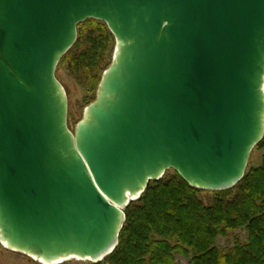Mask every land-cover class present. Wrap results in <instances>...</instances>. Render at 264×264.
Segmentation results:
<instances>
[{
    "label": "water",
    "instance_id": "obj_1",
    "mask_svg": "<svg viewBox=\"0 0 264 264\" xmlns=\"http://www.w3.org/2000/svg\"><path fill=\"white\" fill-rule=\"evenodd\" d=\"M115 41L73 131L55 72L78 25ZM264 137V0H0V244L103 261L171 170L219 192Z\"/></svg>",
    "mask_w": 264,
    "mask_h": 264
},
{
    "label": "trees",
    "instance_id": "obj_2",
    "mask_svg": "<svg viewBox=\"0 0 264 264\" xmlns=\"http://www.w3.org/2000/svg\"><path fill=\"white\" fill-rule=\"evenodd\" d=\"M114 48L106 25L88 20L55 75L65 69L80 85L99 86ZM261 150L264 137L252 152ZM123 212L116 249L96 264H264V153L258 166L249 159L232 189L200 191L167 171ZM220 239H231L229 247L220 248Z\"/></svg>",
    "mask_w": 264,
    "mask_h": 264
},
{
    "label": "rangeland",
    "instance_id": "obj_3",
    "mask_svg": "<svg viewBox=\"0 0 264 264\" xmlns=\"http://www.w3.org/2000/svg\"><path fill=\"white\" fill-rule=\"evenodd\" d=\"M57 80L62 85L68 103L67 109V124L70 131H73L77 123L82 119L84 109L90 105L96 97L98 85H93L88 87L91 84H85V86L80 85L65 69L60 70L57 75ZM264 150L254 151L250 156V162L252 165H259L261 162V156L263 155ZM171 172V170H169ZM205 195L202 196L204 198ZM242 236V235H241ZM225 239H220L217 242V245L220 248L229 247L228 242ZM0 264H41L38 261L12 251H8L0 244ZM57 264H94L91 261L79 260L71 258L65 261H62ZM178 264H186V261L179 258Z\"/></svg>",
    "mask_w": 264,
    "mask_h": 264
},
{
    "label": "bare ground",
    "instance_id": "obj_4",
    "mask_svg": "<svg viewBox=\"0 0 264 264\" xmlns=\"http://www.w3.org/2000/svg\"><path fill=\"white\" fill-rule=\"evenodd\" d=\"M36 261H38V260H36ZM40 263V262H39Z\"/></svg>",
    "mask_w": 264,
    "mask_h": 264
}]
</instances>
